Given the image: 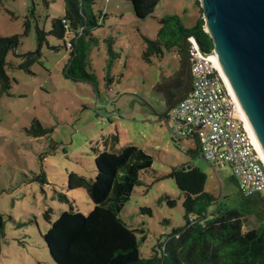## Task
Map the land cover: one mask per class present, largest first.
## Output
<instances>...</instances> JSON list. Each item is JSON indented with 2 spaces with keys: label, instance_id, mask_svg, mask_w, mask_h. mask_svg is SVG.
<instances>
[{
  "label": "rangeland",
  "instance_id": "374dc122",
  "mask_svg": "<svg viewBox=\"0 0 264 264\" xmlns=\"http://www.w3.org/2000/svg\"><path fill=\"white\" fill-rule=\"evenodd\" d=\"M93 11L99 22L94 32L98 44L90 46L89 72L96 90L63 74L69 59L64 42L72 35L64 40L47 36L31 74L16 68L20 55L37 49L36 27L48 32L52 19L63 16V0H0V38H19V45L6 57L11 88L8 95L0 92V213L5 220L0 264H54L42 235L69 208L57 194L74 201V209L83 214L92 211L84 190H67V176L76 173L93 179L95 157L109 150L107 139L115 133L116 151L133 145L153 161L140 173L139 184L120 213L127 226L144 232L137 233L141 258H149L158 242L185 224L184 196L169 177L172 169L198 170L203 190L222 208L244 211L243 232L264 227V204L243 206L230 168L214 169L202 161L192 141L173 140L158 118L166 105L155 86L173 78L180 57L168 51L147 62L142 37L155 40L158 19L168 17H178L186 29L194 28L199 6L194 0H159L153 15L144 20L134 17L125 0H96ZM27 21L30 26L24 35ZM105 39H112L115 56L108 54ZM34 120L43 135L28 132ZM42 172L45 184L39 180ZM47 211L50 222L44 218Z\"/></svg>",
  "mask_w": 264,
  "mask_h": 264
},
{
  "label": "trees",
  "instance_id": "16d2710c",
  "mask_svg": "<svg viewBox=\"0 0 264 264\" xmlns=\"http://www.w3.org/2000/svg\"><path fill=\"white\" fill-rule=\"evenodd\" d=\"M137 20L153 15L159 0H125ZM199 6L198 0H194ZM96 0H63L64 13L61 18L52 19L48 32L36 27L37 49L19 56L18 70L31 74V67L41 56V47L47 44V36L64 40V49L69 59L64 65L63 74L71 82H83L96 90L95 77L89 72L90 46L98 44L94 36L99 28L93 6ZM34 16L33 10L30 12ZM159 29L155 40L142 37L145 49L143 58L150 62L152 57L161 59L163 52L172 51L180 57V67L173 78H164L155 86V92L163 98L166 110L159 114L164 121L171 108L183 99L191 87L189 66L184 60L183 39L193 36L204 53H209L212 40L204 30L201 15L192 29L182 26L179 18L158 19ZM30 22L25 23L27 34ZM107 52L115 56L112 39H105ZM19 45L17 36L0 38V92L8 95L11 79L5 72L6 57ZM55 49V48H54ZM28 132L35 137L45 132L40 123L34 120ZM118 133L107 139L109 150L99 153L94 160V178H86L76 173L67 176V190H84L93 204L92 211L83 214L74 209V201L66 195L57 194L61 203L69 206L42 235V240L54 264H264V227L243 232L244 211L222 208L216 199L203 190L201 173L193 167L172 169L169 177L184 196V226L173 229L158 242L149 258L139 255L137 233L143 230L132 229L121 219L120 213L129 201L134 188L139 184L141 172L152 167V158L142 149L129 145L118 151ZM106 140V141H107ZM107 144V142H106ZM193 154V152H187ZM195 154H197L195 150ZM46 183L45 174L39 176ZM244 207L264 204L262 194L243 198ZM174 206L173 201H169ZM149 214L151 211L146 210ZM50 212L44 214L49 220ZM5 220L0 213V239L4 234ZM144 240V237L141 238Z\"/></svg>",
  "mask_w": 264,
  "mask_h": 264
},
{
  "label": "built area",
  "instance_id": "2783aa9c",
  "mask_svg": "<svg viewBox=\"0 0 264 264\" xmlns=\"http://www.w3.org/2000/svg\"><path fill=\"white\" fill-rule=\"evenodd\" d=\"M187 43L191 87L169 110L165 128L173 140L192 141L197 156L214 169L229 167L241 197L264 195V157L213 50L205 56L192 37Z\"/></svg>",
  "mask_w": 264,
  "mask_h": 264
},
{
  "label": "water",
  "instance_id": "95a60500",
  "mask_svg": "<svg viewBox=\"0 0 264 264\" xmlns=\"http://www.w3.org/2000/svg\"><path fill=\"white\" fill-rule=\"evenodd\" d=\"M198 3L204 30L212 40L211 57L223 72L264 157V0ZM183 52L189 66L187 38L183 39Z\"/></svg>",
  "mask_w": 264,
  "mask_h": 264
},
{
  "label": "bare ground",
  "instance_id": "6f19581e",
  "mask_svg": "<svg viewBox=\"0 0 264 264\" xmlns=\"http://www.w3.org/2000/svg\"><path fill=\"white\" fill-rule=\"evenodd\" d=\"M212 60L216 63V66H217V68L219 69V71H220L222 77L225 79L224 74H223V72L221 71V69H220L218 63L216 62V60H215L214 58H212ZM225 80H226V79H225ZM257 145H258V144H257Z\"/></svg>",
  "mask_w": 264,
  "mask_h": 264
}]
</instances>
